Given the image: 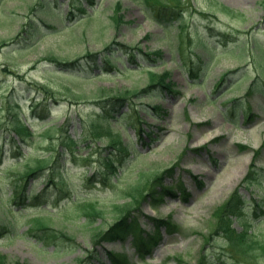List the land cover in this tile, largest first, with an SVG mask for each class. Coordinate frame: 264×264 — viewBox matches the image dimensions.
I'll return each instance as SVG.
<instances>
[{
    "label": "rangeland",
    "instance_id": "rangeland-1",
    "mask_svg": "<svg viewBox=\"0 0 264 264\" xmlns=\"http://www.w3.org/2000/svg\"><path fill=\"white\" fill-rule=\"evenodd\" d=\"M96 1L89 16L51 31L40 19L59 24L54 14L65 16L73 4L78 6L76 0H0V170L11 164L16 148L12 141L15 134L8 127L11 113L26 120L34 132L31 142L20 143L22 154L45 156L51 154L52 148L58 150L62 131H56L50 139L42 134L46 128L63 124L68 116L74 119L75 129L69 126L66 133L75 138L87 135L90 139L79 155H91L88 164L81 159L77 163L67 160L65 168L72 174L69 182L74 184L75 193L71 200H61L57 209L51 204L57 190H42L46 185L42 177L34 190V194L41 191L45 195L46 201L40 206L22 209L5 201L0 205V220L12 229L0 236V255L7 259L6 264H112L106 252L125 254L128 264H199L206 260L212 264H263L257 257H235L225 239L214 235L213 216L218 206L241 187L252 165L264 173V98L256 93L248 95L246 89L256 78H264L256 64L258 51L252 50L255 42L264 46V0H184L186 7L180 12L183 26L168 16L161 22L146 17L141 0ZM118 4L123 9L119 14ZM199 35L212 47L210 62L197 63L195 69L200 77L190 79L187 69L197 61V54H204L202 48H197ZM125 47L162 52L163 62H158L153 71L170 72L179 94L164 92L159 98L137 99L130 95L132 108L152 105L166 111L158 119L140 113L145 124L153 126L157 138L147 145L137 141V153L120 168L110 187L100 183L85 187L81 185L82 179L99 172L101 156L109 153L106 140L92 138L87 127L89 115L99 111L96 104L106 96L127 97L128 92L138 93L147 88L149 73L123 71L116 61L118 70L113 72L102 70L98 76L84 79H71L69 75L96 70L94 57L89 55L100 58L106 50L125 61ZM51 54L76 66L66 70L50 65L44 59ZM42 85L53 88L58 103L49 101L47 115L37 118L30 107L34 101L45 99L46 93L39 87ZM12 99L17 105H8ZM127 110L128 106L117 109L119 113ZM110 126L122 135L120 127L124 126L128 136L136 139L132 126L121 119L112 121ZM167 168L171 170L170 176L165 175L161 184L173 187L182 183L188 199L184 202L176 190L175 199L164 196L163 201L154 202L162 188L153 184L145 191L150 197L136 208L133 206L126 222L134 225L135 231L152 233L153 224L148 219L167 218L178 224L180 231L170 234L161 228L160 243L143 259L134 251L131 232L123 240L97 236L120 216L116 207L129 202L123 195L125 188L133 184L142 186L148 176ZM8 182L0 176V193L5 191L6 197L10 192ZM241 188L248 198L264 197L258 187L253 189L254 196ZM27 199L23 200L25 204ZM89 200L101 209V218H70V211ZM43 209L50 212V225L71 235L73 241L48 242L35 237L36 232L27 231L30 220L43 213ZM233 227L238 232L242 230L236 220ZM250 227L253 236L264 235V219Z\"/></svg>",
    "mask_w": 264,
    "mask_h": 264
},
{
    "label": "trees",
    "instance_id": "trees-1",
    "mask_svg": "<svg viewBox=\"0 0 264 264\" xmlns=\"http://www.w3.org/2000/svg\"><path fill=\"white\" fill-rule=\"evenodd\" d=\"M45 1V0H44ZM57 1V0H54ZM78 6L73 4L69 8V12L62 16L61 14H54L59 24L53 22H48L46 20H41L45 27L51 31H55L58 28H66L78 19L85 18L90 15L91 11H94V7L97 4L96 0H76ZM143 5V13L146 17L153 19L154 21L161 22V19L168 16L177 21L178 24L184 25L185 21L180 16V12L184 9L185 2L184 0H141ZM86 7V8H85ZM46 8V7H44ZM117 14L122 11V4H118ZM225 12L230 13L229 10L224 8ZM80 16V17H79ZM121 19V18H120ZM119 20V19H118ZM123 20H119L121 23ZM67 23H70L69 25ZM59 25V26H58ZM181 26V27H182ZM118 27V26H117ZM197 37V48H202L204 54H197V61L190 66L189 76L190 78H198L200 73L195 69V66L198 64L207 65L209 63V58L211 56L212 47L204 40L202 37ZM111 46L107 47V50H110ZM104 52L103 57L97 58L96 54L89 55V58L94 57V67H96L98 72L94 70H85L84 75H69L71 79L79 78H92L98 76L102 70L105 72H113L118 70L117 62H120L123 71H135L145 70L149 73V85L147 88L142 89L138 93H127V97H105L99 100L96 104L99 111H94L93 114L89 115L87 127H89L90 133H92V138L94 141L106 140L108 155L105 157L101 156L102 166L99 172L94 173L93 175L88 176L87 178L82 179V186H95V184H101L104 187H110L114 183V178L120 171V168L129 164L137 153V148L135 147L136 142L128 136L126 133L127 128L121 126L122 133L120 130H114L110 126L112 121H118L121 119L125 125L132 126L134 133L137 136L138 142L141 144L147 145V141H153L156 138V134L151 125L145 124L141 112L151 115L153 118L158 119L164 117L166 111L160 106H141L139 108L130 107L131 98L130 95L136 96L137 98H159L162 93L168 94H179L175 89V83L171 79L170 72H164L163 74H156L153 69L157 66L158 62L162 61V52L151 53L145 52L140 48L125 47L126 60L123 61L122 56L115 55V52L108 51ZM252 50L258 51V57L256 58V64L260 67V74L264 77V46L260 43L253 45ZM102 56V55H100ZM44 61L50 65L57 66L59 68H66V70L73 69L76 64H70L63 60H60L57 56L51 54L47 56ZM98 61H100L98 63ZM163 62V61H162ZM198 63V64H197ZM46 93L45 99L36 100L33 102L32 115L37 118H43L47 115L49 111V101L53 103H58L57 98L55 97L56 93L52 91L53 88L46 87L45 85L39 86ZM248 95L259 94L264 98V79L258 80L255 79L247 87ZM144 94V95H141ZM8 105H17V102L12 99ZM128 106V110L124 112H118V107ZM41 111V113L38 112ZM117 111V112H116ZM11 113L8 119V127L10 131L14 132L15 137L12 138L14 144L16 145L15 153L13 152V161L11 164L5 166L0 170L1 177H5L10 184L9 196H5L4 192L0 193V205L2 206L5 202H10L14 205H19L22 209L26 208L29 205L32 207L40 206L41 203L45 202V195L41 193L34 194V190L37 183V180L42 177L46 179V185L42 190H45L47 187H52L57 190V197L54 199L51 204L54 208H58L61 200H71L72 195L75 193L74 184L69 182V178L72 174H69L68 170L65 168L67 160L77 163V159L83 160L84 163L88 164L91 160L89 153L87 156L82 157L79 155V151L84 147V143L87 142L88 136L80 134L74 137L70 133H66L68 127L71 126L75 129L74 119L65 116L63 124L60 126H53L46 128L42 135L46 134L49 139L54 136L57 132L60 133L61 144L59 149H51L49 155L40 156L34 153L33 154H22L20 151L21 144L31 142L29 139L33 137V131L30 130L29 124L23 118L21 119L19 115ZM146 125V127H145ZM160 130V128L158 129ZM57 131V132H56ZM126 138H125V137ZM90 139V138H89ZM19 142V143H18ZM51 143L49 146H51ZM243 149H246L243 147ZM259 152H257L258 154ZM256 154V155H257ZM171 170L169 168L163 170L160 174H152L147 177V180L144 184H133L125 188L123 195L129 200L126 206L121 208L116 207V210L119 211L120 216L114 221V223L104 232L98 233L97 236H101L103 239L113 240L120 239L123 240L125 234L131 232L133 234V247L135 253H137L140 259L145 258L146 255H149L150 252L160 243L162 237L161 228L164 231L174 234L179 230L178 224H175L172 220L167 218H149L148 220L153 224V232L145 233L140 231H135L134 225H128L126 222L132 215L131 209L136 208L143 202L144 199L150 197V194H145L146 188L152 186L153 184L161 185V190L157 191L158 197H154V202L163 201L164 196L169 198L176 197V190L180 191V198L183 201L187 200L189 194L182 183H179L177 186H165L161 182L165 175L170 176ZM10 177V178H8ZM44 181V180H43ZM241 187H245L246 190L253 189L258 187L261 192L264 194V173H260L258 169L255 168V164L251 166L248 176L240 183ZM241 187H238L234 190L228 200L214 211V218H216L215 224V233L216 236H221L225 239V245L231 249L235 257H242L244 259L249 258H258L262 259L264 264V235L261 237H256L252 235L251 224L259 221L262 222L264 219V197L260 200L255 198L248 199L246 195L240 190ZM63 194V196H61ZM253 192L250 193L252 196ZM27 199V203L23 202L24 199ZM73 202V201H72ZM74 203L75 199H74ZM78 204V203H76ZM116 206V205H114ZM249 207V210L245 209ZM9 212L13 211L9 208ZM134 211V210H133ZM43 213L37 214L36 217L30 220V227L27 231L35 237H41L46 241H73V237L68 235L62 230L55 229L50 225V212L47 210H41ZM59 213V212H58ZM57 213V214H58ZM70 218H77L79 216H84L86 220H95L96 218H101L103 212L101 209L97 208L96 203L92 201H83V203L76 206L75 209L69 212ZM234 220L238 224H241L242 230L238 232L236 228L233 227ZM251 230V231H250ZM12 232L9 223H4L0 220V236L6 235ZM143 233V234H142ZM98 238V237H97ZM106 257L112 264H128V256L115 254L114 252H106ZM7 259L0 255V264H6ZM15 264H22L16 262ZM199 264H212L210 261H202Z\"/></svg>",
    "mask_w": 264,
    "mask_h": 264
}]
</instances>
